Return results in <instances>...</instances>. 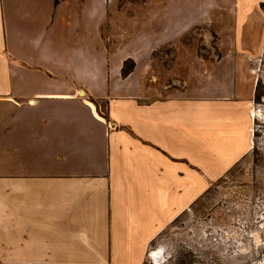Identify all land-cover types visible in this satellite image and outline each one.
<instances>
[{
    "label": "crops",
    "instance_id": "crops-1",
    "mask_svg": "<svg viewBox=\"0 0 264 264\" xmlns=\"http://www.w3.org/2000/svg\"><path fill=\"white\" fill-rule=\"evenodd\" d=\"M262 5L0 0V264H146L252 146Z\"/></svg>",
    "mask_w": 264,
    "mask_h": 264
},
{
    "label": "rangeland",
    "instance_id": "rangeland-1",
    "mask_svg": "<svg viewBox=\"0 0 264 264\" xmlns=\"http://www.w3.org/2000/svg\"><path fill=\"white\" fill-rule=\"evenodd\" d=\"M216 26L196 25L185 41L206 56L227 31L226 25ZM255 50L249 58L256 74L249 152L159 233L146 264H264V32Z\"/></svg>",
    "mask_w": 264,
    "mask_h": 264
},
{
    "label": "trees",
    "instance_id": "trees-1",
    "mask_svg": "<svg viewBox=\"0 0 264 264\" xmlns=\"http://www.w3.org/2000/svg\"><path fill=\"white\" fill-rule=\"evenodd\" d=\"M264 9V5H262ZM129 63V66H126V64ZM122 66V74H127L133 67V62H127Z\"/></svg>",
    "mask_w": 264,
    "mask_h": 264
},
{
    "label": "bare ground",
    "instance_id": "bare-ground-1",
    "mask_svg": "<svg viewBox=\"0 0 264 264\" xmlns=\"http://www.w3.org/2000/svg\"><path fill=\"white\" fill-rule=\"evenodd\" d=\"M154 253H155V251L152 254H154Z\"/></svg>",
    "mask_w": 264,
    "mask_h": 264
}]
</instances>
